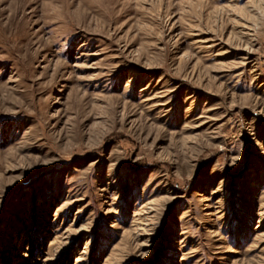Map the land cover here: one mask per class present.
I'll return each mask as SVG.
<instances>
[{
  "label": "rangeland",
  "instance_id": "374dc122",
  "mask_svg": "<svg viewBox=\"0 0 264 264\" xmlns=\"http://www.w3.org/2000/svg\"><path fill=\"white\" fill-rule=\"evenodd\" d=\"M0 264H264V0H0Z\"/></svg>",
  "mask_w": 264,
  "mask_h": 264
}]
</instances>
